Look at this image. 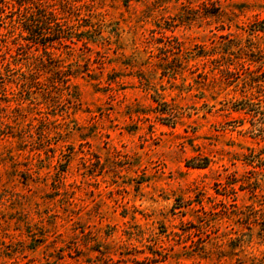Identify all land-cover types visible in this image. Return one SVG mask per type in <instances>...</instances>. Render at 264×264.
<instances>
[{"label":"rangeland","instance_id":"obj_1","mask_svg":"<svg viewBox=\"0 0 264 264\" xmlns=\"http://www.w3.org/2000/svg\"><path fill=\"white\" fill-rule=\"evenodd\" d=\"M49 2L95 43L0 91V264H264V0Z\"/></svg>","mask_w":264,"mask_h":264},{"label":"trees","instance_id":"obj_2","mask_svg":"<svg viewBox=\"0 0 264 264\" xmlns=\"http://www.w3.org/2000/svg\"><path fill=\"white\" fill-rule=\"evenodd\" d=\"M56 4L49 0H0V19L9 17L7 24L10 25L6 29H13L10 38L4 41L10 57L0 73V91H7L5 88L10 83L30 90L35 83L38 84L37 76L44 71L62 76L65 83L77 76L78 71H73L71 64L65 67L67 71L62 69L63 53L69 59L73 56L71 52L80 49L81 44L87 47L95 42L83 35V32L87 33V27L76 29L67 21L65 8ZM253 27L251 34L264 32V20ZM61 49V54L57 55L55 51ZM195 167L203 168L205 164ZM153 263L160 264V261Z\"/></svg>","mask_w":264,"mask_h":264}]
</instances>
